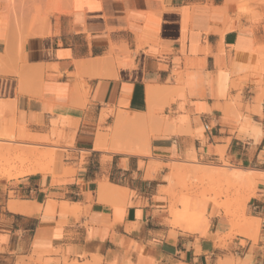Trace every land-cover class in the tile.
Wrapping results in <instances>:
<instances>
[{
	"label": "crops",
	"instance_id": "1",
	"mask_svg": "<svg viewBox=\"0 0 264 264\" xmlns=\"http://www.w3.org/2000/svg\"><path fill=\"white\" fill-rule=\"evenodd\" d=\"M2 143L0 264H264V1L0 0Z\"/></svg>",
	"mask_w": 264,
	"mask_h": 264
},
{
	"label": "bare ground",
	"instance_id": "2",
	"mask_svg": "<svg viewBox=\"0 0 264 264\" xmlns=\"http://www.w3.org/2000/svg\"><path fill=\"white\" fill-rule=\"evenodd\" d=\"M22 133V132H21ZM24 133V132H23ZM26 133V132H25ZM24 133V134H25ZM28 134V133H27ZM27 134H25V136L27 135ZM12 137V136H11ZM14 137V136H13ZM18 137H20L21 138V136L20 135H18ZM28 137H29V135H28ZM28 137H25V139L26 138H28ZM32 137V136H31ZM15 138V137H14ZM17 138V137H16ZM22 138H24V135L22 134ZM24 139V140H25ZM35 139H37V138H35ZM34 139V140H35ZM26 140H29V139H26ZM30 141H33V140H30ZM39 141V140H38ZM14 146V145H13ZM15 148V147H14ZM22 148V147H21ZM16 149V148H15ZM15 149H13V147H7V145H6V147H4L3 146V143L2 144H0V159H4V160H6V161H17V162H20L21 164H23L22 166H17V167H15L14 169H11V170H9L8 172H6L5 173V175L4 176H7V177H9V178H11V179H18V178H21V177H25V176H28V175H32V174H34V173H36V168L34 167V165L35 166H38L37 164H34L33 165V168L34 169H30V167L29 168H26V167H28L27 165H26V163L27 164H31L32 162V160L30 159V156L29 157H26L27 155H28V153H29V150H28V148H27V151H28V153H26L27 155L26 156H24L23 154L21 155V154H19V155H17L16 153H15V151H17V150H15ZM23 151V150H22ZM34 151H36V149L34 150ZM18 153H19V150H18ZM32 153V152H31ZM35 153V152H34ZM33 153V154H34ZM30 154V153H29ZM33 154L31 155V156H33ZM38 154V153H37ZM43 154H45V155H43V156H41V157H37V161H36V163L38 162V161H41V162H43V163H45V161H48L50 158V155L48 154V153H43ZM35 155V154H34ZM40 155H42V154H40ZM38 156H39V154H38ZM24 157H26L25 159H24ZM33 157H36V156H33ZM49 158V159H48ZM34 159V158H33ZM46 159H48V160H46ZM28 162H30V163H28ZM51 162V161H50ZM49 162V163H50ZM43 163L41 164H39V165H43ZM33 164V163H32ZM30 166H32V165H30ZM39 167V166H38ZM195 167V166H194ZM39 168H41V166L39 167ZM195 168H198V170H199V173L202 175V177H204V178H207V179H209V180H228L229 178H231V177H234V178H236V179H242V180H246V181H254L255 182V179H256V177L258 176V174L255 172V171H248V170H238V169H231V170H229V171H225L226 169H219V168H216V167H212V166H206V165H196V167ZM37 171H38V168H37ZM231 173V174H230ZM239 183H241V182H239ZM249 187V186H248ZM240 201V200H239ZM248 201V200H247ZM247 201L245 200V198H244V200L243 201H241V202H243V204H242V207H243V210L242 211H244V209H245V207H246V203H247ZM11 205V204H10ZM12 210L13 209H15L16 207H15V204H12L11 205V207H10ZM225 208H226V210H227V213H228V215H232L233 217H235V219H236V214H238V213H234V211L233 212H231V209L228 207V205L226 206L225 205ZM243 213V212H242ZM235 214V215H234ZM242 216H243V214H242ZM237 218H238V216H237ZM242 221V220H241ZM245 221H246V224L249 226H252L251 224H254V222H257V220L256 219H245ZM246 261V260H245ZM252 258L251 257H249V258H247V261L246 262H244V263H241V264H251L252 263ZM218 264H234V263H232L231 261H227V260H225V261H220Z\"/></svg>",
	"mask_w": 264,
	"mask_h": 264
},
{
	"label": "rangeland",
	"instance_id": "3",
	"mask_svg": "<svg viewBox=\"0 0 264 264\" xmlns=\"http://www.w3.org/2000/svg\"><path fill=\"white\" fill-rule=\"evenodd\" d=\"M243 1V3H247V2H253V3H260L264 0H240ZM16 147V146H13ZM18 148V147H17ZM30 149V148H29ZM37 149V151L42 152V153H47V150L42 148H35ZM48 160V159H46ZM196 161V159H194V162ZM47 164H49V160L45 161ZM196 163V162H195ZM197 164V163H196ZM22 166L23 164H20L19 162H15V161H6L4 159H0V181H17L19 179H11L7 176H4L6 172H8L11 169H14L17 166ZM199 165V164H197ZM215 167V166H214ZM219 169H226L225 171H229L231 169H236V168H231L229 166V164L227 162H224V166L223 167H216ZM231 174V173H230ZM9 178V179H7ZM11 179V180H10ZM248 184V185H253L255 182L254 181H246V180H242V179H236L234 177L229 178L227 181L226 180H213L209 183V188L212 190L213 193H215V195H217L218 197H226L230 199V207H233V203L238 201L239 195H240V189L243 188V184ZM190 183H194L198 185V187L203 186V185H207L206 182H204L203 180H201L200 178H192L190 175H188L184 180H183V185L185 187H187V185H189ZM236 196V199H233V197ZM14 195L11 194V198H13ZM245 198V200L247 201L248 198L246 197H242L239 201V205L237 206L236 209L237 211H239V215H238V219H242V215L240 216L241 211L243 210L242 204ZM232 212V211H231ZM251 256H239V255H228V256H223V257H218L215 261L212 262V264H218L220 261H231L234 264H241L247 261V258H249ZM252 258V257H251ZM246 260V261H245ZM253 260V259H252ZM251 264H254V262L252 261Z\"/></svg>",
	"mask_w": 264,
	"mask_h": 264
},
{
	"label": "built area",
	"instance_id": "4",
	"mask_svg": "<svg viewBox=\"0 0 264 264\" xmlns=\"http://www.w3.org/2000/svg\"><path fill=\"white\" fill-rule=\"evenodd\" d=\"M205 129L208 131V130H209V126H208V125H206V126H205Z\"/></svg>",
	"mask_w": 264,
	"mask_h": 264
}]
</instances>
